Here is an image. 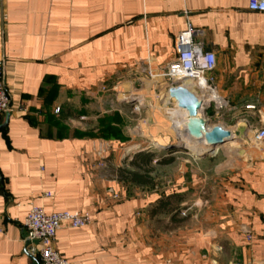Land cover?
<instances>
[{
  "label": "crops",
  "instance_id": "crops-1",
  "mask_svg": "<svg viewBox=\"0 0 264 264\" xmlns=\"http://www.w3.org/2000/svg\"><path fill=\"white\" fill-rule=\"evenodd\" d=\"M188 21L216 54L212 76L226 103L207 116L252 143L264 128V13L249 0H0L10 95L0 117V264H41L26 249L32 204L90 213V225L57 232L56 248L72 264H264V143L230 161L224 177L217 161L211 198L183 202L194 207L192 222L160 229L149 209L162 191L186 195L194 174L162 189L108 177L98 157L107 141L86 127L69 131L55 115L100 103L107 92L121 101L152 91L177 58L175 38ZM150 124L152 140H173L160 116ZM200 162L194 171L202 177Z\"/></svg>",
  "mask_w": 264,
  "mask_h": 264
},
{
  "label": "rangeland",
  "instance_id": "rangeland-1",
  "mask_svg": "<svg viewBox=\"0 0 264 264\" xmlns=\"http://www.w3.org/2000/svg\"><path fill=\"white\" fill-rule=\"evenodd\" d=\"M147 77L150 78V76L145 78ZM158 79L156 87L152 91L129 93L127 96H123L121 101L116 100L117 96L114 94L107 92L100 103H84L80 107L67 106L65 108L67 114L63 113L62 110L60 112V108L59 110L56 109L55 115L67 130H79L80 127H86L88 133L109 143L105 164L102 165L99 160V165L105 169L108 177L116 176L118 167L114 166L115 161L120 162V166H128V162L139 150L152 149L158 158L170 155L168 148H165L163 143L159 145L157 141L151 139L150 123L154 117L160 116L168 125L172 141L179 140V133L174 127L175 118L173 117V112L178 109V105L175 100L169 98L171 86L178 84L173 83L167 76H161ZM185 116L186 114H184V118ZM178 118L183 119L180 115ZM211 124L215 123L211 122ZM255 147L257 146L254 140L251 143V140L236 139L219 146L215 153L205 158H197L190 149L175 148L177 150L171 154L175 157L173 163L158 164L156 161L153 163L156 169L154 175L159 183V188H174L183 181V176H186V171L189 170L191 174H194L193 179H190L193 181L191 185L198 184L197 186L202 187V189L196 188V190L191 186L192 188L186 193L185 198L190 196L194 199L201 196L208 199L211 198V181L214 176L218 175L212 170L214 164L217 161L223 162L224 167L221 174L224 177L230 161L234 160L236 163L242 161L249 149ZM201 159H206V164L202 168V177L201 172L194 171L196 163H201ZM184 205L187 208L183 209L179 217L189 216V219L182 226L192 222L191 216L194 211V207L192 208L190 203ZM154 223V227L160 229H165L166 226L171 225L169 217L155 220Z\"/></svg>",
  "mask_w": 264,
  "mask_h": 264
},
{
  "label": "built area",
  "instance_id": "built-area-1",
  "mask_svg": "<svg viewBox=\"0 0 264 264\" xmlns=\"http://www.w3.org/2000/svg\"><path fill=\"white\" fill-rule=\"evenodd\" d=\"M249 9L264 13V0H249ZM201 32L188 21L187 27L180 31L175 38L177 58L161 75L169 77L173 83L182 86H185L184 82L191 81L189 85L192 89L189 86L185 87L203 101V107L209 106L219 110L226 103H222L215 86V78L212 76L217 64L216 54L207 50L203 42L196 40ZM9 107L10 95L4 85V65L0 60V117L9 111ZM205 114L207 116V110ZM253 140L257 147L264 143V128L256 130ZM109 146L108 142H104L98 150V157L102 165L105 164ZM108 194L114 198L119 196L112 188L108 189ZM91 223L92 218L87 211L48 213L43 207L32 204L25 219L27 253L31 257L39 259L41 264H72L56 248L57 232L64 226L80 228Z\"/></svg>",
  "mask_w": 264,
  "mask_h": 264
},
{
  "label": "trees",
  "instance_id": "trees-1",
  "mask_svg": "<svg viewBox=\"0 0 264 264\" xmlns=\"http://www.w3.org/2000/svg\"><path fill=\"white\" fill-rule=\"evenodd\" d=\"M177 149L169 148L170 155L164 158H158L152 149L137 151L133 158L128 162V166H120L116 169L118 180L128 182L141 188L159 189V183L154 175L156 161L158 164H171L175 157L171 155ZM185 194L179 192L162 191L160 197L149 209V214L154 221L169 217L170 224L165 229H175L181 227L189 216L179 217L183 209H186Z\"/></svg>",
  "mask_w": 264,
  "mask_h": 264
},
{
  "label": "water",
  "instance_id": "water-1",
  "mask_svg": "<svg viewBox=\"0 0 264 264\" xmlns=\"http://www.w3.org/2000/svg\"><path fill=\"white\" fill-rule=\"evenodd\" d=\"M170 97L177 101L179 106L187 110L186 129L190 136L196 140L206 139L210 149L194 153L197 158H205L212 155L214 150L223 144L234 140L232 130L222 124H211L210 119L206 116L205 111L210 107H203V101L190 89L182 85L172 86L169 90ZM162 145V143H158ZM165 148H187L180 139L163 144ZM191 150V149H190ZM192 151V150H191Z\"/></svg>",
  "mask_w": 264,
  "mask_h": 264
},
{
  "label": "bare ground",
  "instance_id": "bare-ground-1",
  "mask_svg": "<svg viewBox=\"0 0 264 264\" xmlns=\"http://www.w3.org/2000/svg\"><path fill=\"white\" fill-rule=\"evenodd\" d=\"M190 83H191V81L184 82V85L190 87V85H189ZM177 104H178V102H177ZM184 114L187 115V110L180 107L178 104V109L173 112V117L175 118L174 127H175V129H177V131L179 133L180 141L184 145L189 147L194 153H201V152H205V151L209 150L210 145L208 144L206 139L196 140L190 136L189 132L186 129V116L184 118ZM179 115L182 116L183 119H181V118L179 119L178 118ZM188 142H190V143H188ZM215 151H216V149L214 150V152Z\"/></svg>",
  "mask_w": 264,
  "mask_h": 264
}]
</instances>
